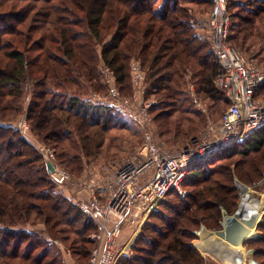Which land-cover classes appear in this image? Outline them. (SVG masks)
I'll list each match as a JSON object with an SVG mask.
<instances>
[{"label": "trees", "instance_id": "16d2710c", "mask_svg": "<svg viewBox=\"0 0 264 264\" xmlns=\"http://www.w3.org/2000/svg\"><path fill=\"white\" fill-rule=\"evenodd\" d=\"M58 1L0 0V264H68L66 241L73 256L89 261V236L98 229L50 179L39 149L7 122L18 113L38 137L91 156L120 112L88 97L90 87L105 88L98 66L104 63L118 85L128 87L133 58L148 69L149 93L161 99L152 111L162 134L184 139L203 123L186 87L190 72L199 95L228 106L215 85L217 57L185 5L206 4L210 11V0ZM231 6L229 40L245 47L264 31V0ZM80 152L61 155L81 166ZM257 154L264 157V125L191 167L182 187L193 189L184 196L171 189L142 226L133 254L118 264H209L194 244L195 232L202 225L219 228L222 207L236 210V178L254 186L262 180L264 161ZM236 156L242 158L238 163ZM258 230L244 246L256 249L254 258L264 264V215Z\"/></svg>", "mask_w": 264, "mask_h": 264}, {"label": "built area", "instance_id": "2783aa9c", "mask_svg": "<svg viewBox=\"0 0 264 264\" xmlns=\"http://www.w3.org/2000/svg\"><path fill=\"white\" fill-rule=\"evenodd\" d=\"M210 1L212 8L205 26L211 50L220 67L215 85L228 102L220 122L209 124L200 135L192 137L178 149L167 148L145 129L138 153L116 164L113 173L103 181L99 179L103 184L90 174L73 178L53 164L55 171L51 176L54 182L62 188L68 183L77 186L79 196L74 198V203L98 224V232L91 236L95 244L89 264H117L123 255L130 256L142 226L150 214L159 209L168 192L176 189L185 195L182 184L191 167L250 138L264 125V99L256 98L257 89L264 85V67L248 60L240 49L230 43L233 18L229 0ZM109 71L106 67L100 69L102 75ZM131 72L133 82L138 85L143 78L141 65L132 62ZM110 92L113 97L119 95L115 88H111ZM135 99H138L137 95ZM98 103L106 104L102 101ZM124 104L128 106L130 101L125 100ZM156 104V100L145 102L143 108L133 115L143 127V116ZM121 107L126 109L124 105ZM23 125L28 128L25 122ZM46 157L52 163L53 153H47ZM126 226L133 227L132 235L121 243Z\"/></svg>", "mask_w": 264, "mask_h": 264}, {"label": "rangeland", "instance_id": "374dc122", "mask_svg": "<svg viewBox=\"0 0 264 264\" xmlns=\"http://www.w3.org/2000/svg\"><path fill=\"white\" fill-rule=\"evenodd\" d=\"M238 1H245V0H229V5L230 3H232L233 6ZM185 5L189 9H191L190 10L191 13L195 15V22H196L195 24L197 25L198 33L205 35L207 37L208 28L205 26V22L209 13V6H207L206 4L197 5L191 3ZM233 9L235 8L230 9V11ZM230 43L234 45L233 44L234 42H230ZM236 47L243 52V54L248 60L253 61L258 66L264 67V31H261L260 36L256 38L254 41L250 42L247 46L242 47L237 45ZM132 62H138L142 67L143 78L138 85L133 82V76L131 72ZM98 67L100 71V69L105 68L106 66L104 63H100ZM197 67L199 66L196 65V68ZM148 74H149L148 69L144 67V65H142L140 59L133 58L130 61V86L121 88V86L118 85L113 73L109 71L108 73H106V75H102L100 73L101 81L103 85H105V88L103 90L95 91L91 87L89 88L88 97L92 102L98 103L102 101L108 104V105L105 104L104 106L113 107L114 109L120 111L119 114H117L114 119V121L118 123L115 126L111 127L105 133V138H104L105 142L103 146L97 148L96 152L93 153L91 156H86L84 153H81L80 150L77 149H71V148L67 149V147L64 148L63 151L61 150V146H62L61 143L58 145H54L53 142L47 141L42 137H38L31 130L27 117L23 113L20 114L18 113L15 117H13L10 121L7 122L13 123L23 132V134L29 139V141L39 149L45 161H47L46 154L53 153V158L51 157L52 164L61 168L63 171L69 173L73 178L77 179L90 174L91 176L96 177V179L101 184H103L101 181H103L106 178V176H110L113 173V169L116 164L120 163L123 159L133 157L138 153V150L144 141L145 129L151 131L157 137L158 140H160L165 144L167 148L178 149L185 146L192 137L200 135L209 124H214V125L218 124L220 122L222 114L226 110V105L224 103L220 101L213 102L208 97L199 95L196 92V85L194 83L193 78L191 77V72H190L188 75H186V80L188 81L186 87L192 93L195 99L194 107L202 111L203 113V120H202L203 123L200 124L197 131H195V133L191 134L189 137L184 139H176L172 137L170 134H166V133L162 134L161 129L158 126V123L155 121V115L158 112L152 111L155 106L149 108L147 115L143 116V120H144V127H143L139 123V121L134 118L133 115L135 114V112L140 111L143 108L145 102L156 100L158 104L161 101L157 93H149ZM111 88H115L116 91L119 92V95L117 97L111 96V92H110ZM136 95L138 96V99H135ZM256 98L259 100L264 99V87L257 92ZM125 100H129L130 105L126 106L124 104ZM120 105L121 106L124 105L126 109H121L122 107ZM23 122L26 123L28 128L24 127ZM96 131H98L97 127L91 128L90 133ZM64 143L67 144L68 141H65ZM62 152L68 153L71 157H73V155L80 152L79 156L81 157V161H82L81 166L78 165L75 161L73 162L72 159L70 160L65 156H62L61 155ZM0 154L1 156L5 155V153H0ZM261 155L262 154H257L254 157L257 159L262 158L261 161H264V157H261ZM250 159H253V157ZM240 160H242V158L239 156H236L233 159L235 163ZM222 163L224 164L226 162H222ZM51 174L52 173H50V179L54 182ZM237 179L238 178H236V185H237ZM55 185L66 196H68L72 200H74L75 197L79 196L77 195L79 192L78 187L75 185H71L70 183H68L65 184L63 188L58 186V184L56 183ZM248 186L250 190L253 192L254 194L253 197L256 200L259 201L260 199L264 198V175L262 180L259 183H257L256 186L254 185H248ZM188 189H193V188L187 186L182 187V190L185 191V194H186V190ZM37 227L42 229L44 228V225L38 223L36 225V228ZM97 232L98 229L97 231L91 233L89 236V238L93 241L94 244L95 242L91 238V236L93 234H96ZM125 233L126 232H123V235ZM255 233H257L258 235L261 234L258 228L256 232L253 230L252 235H254ZM70 236L73 235L70 234ZM199 238L200 237H197L196 241L197 240L200 241ZM121 243H122V239H121ZM62 247L65 249V258L68 264H89L88 259L78 260L75 256L71 254L72 250H70L69 248L70 247L69 241L64 242ZM132 254L133 251L131 252V255ZM204 255L210 257L209 264H221L219 260H217L213 256H210L208 254H204Z\"/></svg>", "mask_w": 264, "mask_h": 264}, {"label": "water", "instance_id": "95a60500", "mask_svg": "<svg viewBox=\"0 0 264 264\" xmlns=\"http://www.w3.org/2000/svg\"><path fill=\"white\" fill-rule=\"evenodd\" d=\"M49 173L55 171V167L48 162ZM242 183L246 188L243 191L239 185ZM240 200L233 213L222 207L223 219L220 227L209 229L205 225L196 231L200 242L194 243L202 253H207L223 264H258L254 258L256 249H247L244 246L246 240L258 237L249 235L253 230L256 232L264 215V198L259 201L253 196L249 186L237 179ZM137 239V238H136ZM135 239V241H136Z\"/></svg>", "mask_w": 264, "mask_h": 264}, {"label": "crops", "instance_id": "0c3cea01", "mask_svg": "<svg viewBox=\"0 0 264 264\" xmlns=\"http://www.w3.org/2000/svg\"><path fill=\"white\" fill-rule=\"evenodd\" d=\"M132 230H133V227L131 226H126L123 230V232H126L124 235L122 233V243H124L131 235H132ZM129 231V232H128ZM196 241V240H195ZM201 241V240H200ZM199 240H197L196 242L194 243H197V242H200ZM202 253V252H201ZM202 254H207V253H202ZM209 255V254H208ZM211 256V255H210ZM220 262V261H219ZM221 263V262H220ZM223 264V263H221Z\"/></svg>", "mask_w": 264, "mask_h": 264}, {"label": "bare ground", "instance_id": "6f19581e", "mask_svg": "<svg viewBox=\"0 0 264 264\" xmlns=\"http://www.w3.org/2000/svg\"><path fill=\"white\" fill-rule=\"evenodd\" d=\"M239 185H240L241 189H242L243 191H245L244 189H246V188L243 186V184H242V183H239ZM252 233H253V231H252L249 235H252Z\"/></svg>", "mask_w": 264, "mask_h": 264}]
</instances>
